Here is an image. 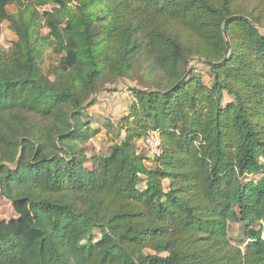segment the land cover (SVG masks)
Instances as JSON below:
<instances>
[{
  "label": "trees",
  "instance_id": "trees-1",
  "mask_svg": "<svg viewBox=\"0 0 264 264\" xmlns=\"http://www.w3.org/2000/svg\"><path fill=\"white\" fill-rule=\"evenodd\" d=\"M76 1L0 0V32L11 5L58 7L34 57L0 53V197L20 218L0 225V264H264V0ZM135 63L152 81L132 90L131 126L89 155L90 97ZM153 131L149 168L137 143Z\"/></svg>",
  "mask_w": 264,
  "mask_h": 264
},
{
  "label": "rangeland",
  "instance_id": "rangeland-1",
  "mask_svg": "<svg viewBox=\"0 0 264 264\" xmlns=\"http://www.w3.org/2000/svg\"><path fill=\"white\" fill-rule=\"evenodd\" d=\"M84 4V0L69 3L68 6L72 9H77ZM58 7L56 5L50 6H36L29 2L24 5H11L8 8L9 16L3 22L0 32V53L4 51H10L17 49L19 52L18 64H24L27 59L34 57L35 51L42 49L39 42L46 38L49 33L46 20L42 16L43 12H54ZM101 10V4L94 6L92 11L98 12ZM95 34L97 41H101V44L106 45L105 37L101 34L100 25L95 24ZM45 44L43 72L48 75H52L50 70L59 65V57L55 55L54 39ZM190 67L196 69L202 77L204 82L208 86H212L213 78L209 71V68L198 61L190 64ZM134 77L128 79L117 80L116 82L110 80L103 88L96 91L94 95L90 97L91 106L87 109V113L91 118V126L81 136L80 140L93 154L106 155L111 147L116 144L120 138L126 136L125 127L131 126V122L124 123V119L127 118L130 113L133 104L135 103L133 89L144 90L151 83V74L145 68L139 64H133ZM230 97L226 98V101H230ZM108 123L111 127H107ZM100 130L96 135L90 134V131ZM138 153L145 158L143 165L146 167L155 166V158L148 152L145 142L143 140L138 141ZM142 165V166H143ZM86 167L93 168V163H87ZM145 180V177H143ZM262 178V174H255L248 177L249 180L259 181ZM165 188H169V183H164ZM145 187V184H142ZM20 218L16 214V211L11 202L3 197H0V225L19 221ZM254 228L263 233L264 237V224L256 223ZM232 236H239L245 239V226L234 225ZM97 241L101 234L99 231L95 232ZM94 242V241H93ZM87 246L90 245L89 241L83 243ZM249 244V240L241 248L245 251Z\"/></svg>",
  "mask_w": 264,
  "mask_h": 264
},
{
  "label": "built area",
  "instance_id": "built-area-1",
  "mask_svg": "<svg viewBox=\"0 0 264 264\" xmlns=\"http://www.w3.org/2000/svg\"><path fill=\"white\" fill-rule=\"evenodd\" d=\"M145 145L151 156H158L161 152L160 134L157 131L150 132L145 139Z\"/></svg>",
  "mask_w": 264,
  "mask_h": 264
}]
</instances>
